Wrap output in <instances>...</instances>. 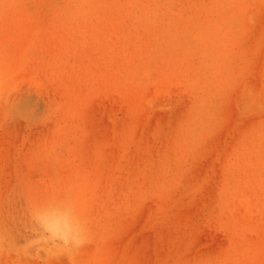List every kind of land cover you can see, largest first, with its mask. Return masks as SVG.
<instances>
[{
  "label": "rangeland",
  "instance_id": "1",
  "mask_svg": "<svg viewBox=\"0 0 264 264\" xmlns=\"http://www.w3.org/2000/svg\"><path fill=\"white\" fill-rule=\"evenodd\" d=\"M0 113V264H264V0H0Z\"/></svg>",
  "mask_w": 264,
  "mask_h": 264
},
{
  "label": "clouds",
  "instance_id": "2",
  "mask_svg": "<svg viewBox=\"0 0 264 264\" xmlns=\"http://www.w3.org/2000/svg\"><path fill=\"white\" fill-rule=\"evenodd\" d=\"M30 215L37 239L53 251L76 252L90 243L88 223L71 199L48 201Z\"/></svg>",
  "mask_w": 264,
  "mask_h": 264
},
{
  "label": "bare ground",
  "instance_id": "3",
  "mask_svg": "<svg viewBox=\"0 0 264 264\" xmlns=\"http://www.w3.org/2000/svg\"><path fill=\"white\" fill-rule=\"evenodd\" d=\"M22 50V49H21ZM11 51V50H10ZM19 52V51H18ZM17 53V52H16ZM13 56H15V54L13 55ZM18 56V55H17ZM16 72V71H15ZM25 74V73H24ZM27 74H29V73H27ZM20 76V75H19ZM40 80V79H39ZM144 87V86H143ZM157 92V91H156ZM146 96V95H145ZM144 97V96H143ZM31 98V97H30ZM29 98V99H30ZM32 99V98H31ZM2 100V99H1ZM146 100V99H145ZM27 101V100H26ZM26 101H25V103H26ZM143 101V100H142ZM32 102V101H31ZM24 107V106H23ZM1 114V113H0ZM0 117H1V115H0ZM1 170V169H0ZM1 223V222H0ZM2 234V233H1ZM0 234V235H1ZM11 244V243H10ZM115 246V245H114ZM117 247V246H116ZM104 248V247H103ZM110 248H111V246H110ZM115 248V247H114ZM117 249V248H116ZM117 250H119V249H117ZM106 251V250H105ZM111 251H113V249L111 250ZM109 252V251H108ZM107 251H106V253H108ZM109 253H111V252H109ZM107 255V254H106ZM106 255H105V257H106ZM99 256V255H98ZM117 256H119V255H117ZM117 256H116V258H117ZM120 257V256H119ZM108 258V257H107ZM109 258H110V255H109ZM111 260H113V259H111ZM109 262V261H108ZM115 262V261H114ZM65 264V263H64ZM107 264V263H106ZM114 264V263H113Z\"/></svg>",
  "mask_w": 264,
  "mask_h": 264
}]
</instances>
